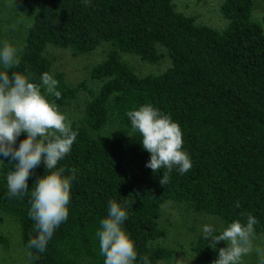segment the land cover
<instances>
[{"label":"trees","instance_id":"trees-1","mask_svg":"<svg viewBox=\"0 0 264 264\" xmlns=\"http://www.w3.org/2000/svg\"><path fill=\"white\" fill-rule=\"evenodd\" d=\"M39 1L42 10L27 29L20 64L13 71L27 72L37 83L43 73L53 75L59 81L56 103L61 109L81 92L88 99L73 123L77 140L58 165L65 174L71 169L77 174L69 217L43 254L28 246L36 235L28 211L31 191L46 168L42 163L33 170L27 195L10 198L6 176L14 166L8 160L1 164L0 216L17 223L28 263L103 264L95 233L110 200L127 203L125 228L150 264L172 257L170 250L157 246L166 235L159 220L167 203L186 204L196 214L219 218L224 226L251 214L258 221L254 238L263 236L264 27L252 19L255 1L221 0L222 29L197 23L179 12L174 0ZM100 48L105 49L103 59L91 71L97 90L85 82L70 85L62 73H53L51 51L78 57ZM124 56L150 65L168 59L169 66L161 74L141 76ZM147 103L179 123L193 163L184 175L173 169L165 185L160 175L166 169L154 173L145 167L150 156L126 116ZM23 139L18 138L17 146ZM224 246L208 247L201 234L193 253L200 264H213Z\"/></svg>","mask_w":264,"mask_h":264},{"label":"clouds","instance_id":"clouds-1","mask_svg":"<svg viewBox=\"0 0 264 264\" xmlns=\"http://www.w3.org/2000/svg\"><path fill=\"white\" fill-rule=\"evenodd\" d=\"M90 5L92 0H82ZM21 49L8 41H0V164L8 160L13 170L6 176L10 198L28 194L29 178L42 163L47 174L36 180L31 191L29 218L34 222L36 235L29 247L43 254L54 233L69 217V204L76 170L59 166L71 151L79 135L73 123L56 103L61 97L59 81L49 72L34 82L31 74L13 71L20 64ZM54 97L55 99H50ZM133 132L139 133V143L150 159L145 167L154 173L161 169V185L169 183L175 169L180 175L193 166L190 154L183 147V133L178 122L151 103L126 112ZM24 136L17 146L18 138ZM239 207V204H237ZM129 219L128 205L108 201L107 215L100 220L95 235L103 264H150L147 255L141 256L136 242L125 228ZM256 217L235 219L222 230L214 224L202 225L208 247L218 248L213 264H244V258L255 251L257 264H264V249L254 248Z\"/></svg>","mask_w":264,"mask_h":264},{"label":"rangeland","instance_id":"rangeland-1","mask_svg":"<svg viewBox=\"0 0 264 264\" xmlns=\"http://www.w3.org/2000/svg\"><path fill=\"white\" fill-rule=\"evenodd\" d=\"M254 1L252 19L264 27L262 21L264 0ZM174 4L179 12L194 17L197 23L216 29H222L225 26L219 13L221 0H202L201 2L174 0ZM41 10L42 4L39 0L26 2L0 0V35H2L3 40L17 45L22 51L27 29L34 15ZM104 50V48H100L89 55L78 57H74L68 51H51L53 73H62L70 85L76 86L85 82L90 89L97 90L100 85L91 80V71L102 61ZM124 60L136 74L141 76L161 74L169 66L168 59L157 65L146 64L139 58L132 56H124ZM87 99V93L81 92L77 101L61 109L72 123L81 118L83 106ZM206 223L214 224L218 230L225 227L219 218L196 214L186 204H165L162 207L159 225L165 230L166 235L157 246L170 250L172 257L160 264H200L193 253V244L197 237L202 234V225ZM253 246L264 249V235L254 238ZM0 264H29L26 252L20 243L17 223L3 216H0ZM244 264H257L255 251L244 258Z\"/></svg>","mask_w":264,"mask_h":264}]
</instances>
